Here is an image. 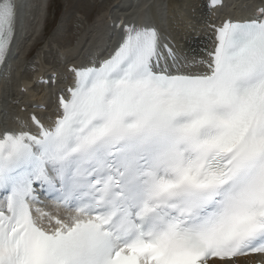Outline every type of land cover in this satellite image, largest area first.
Here are the masks:
<instances>
[{
    "label": "snow or ice",
    "instance_id": "snow-or-ice-1",
    "mask_svg": "<svg viewBox=\"0 0 264 264\" xmlns=\"http://www.w3.org/2000/svg\"><path fill=\"white\" fill-rule=\"evenodd\" d=\"M18 16L17 0H0V65ZM213 27L194 74L158 27L125 26L111 55L71 69L51 126L32 115L36 134L0 133V264L264 253V8ZM37 185L50 205L37 206Z\"/></svg>",
    "mask_w": 264,
    "mask_h": 264
},
{
    "label": "rangeland",
    "instance_id": "rangeland-1",
    "mask_svg": "<svg viewBox=\"0 0 264 264\" xmlns=\"http://www.w3.org/2000/svg\"><path fill=\"white\" fill-rule=\"evenodd\" d=\"M146 1L147 0H141L139 6L133 7L132 9L139 10L143 8L146 5ZM249 1L250 0H236L235 2L245 5L248 4ZM162 2L165 8L164 16L166 19V24L173 28L172 30L175 32L179 42L183 45V47H185V49L190 52L191 50L195 51L197 48L194 46L195 40L193 39H201L204 35L203 25L198 26L196 19V17L198 18L202 14V11L200 10L204 9L203 0H162ZM118 6H120V2L117 0H46V2H44L43 6L41 7L40 13L38 15L39 18H35L31 27L29 26L28 28L24 29L28 30V38L21 42L23 48L19 46V44L16 47V51L18 52L20 60H24L23 57L25 56L26 52L31 48V46H33L36 39H38L43 33V25L46 24L45 21H47V25H49L52 20V25H49L51 28L48 26V29L53 30L54 13L60 12V19L57 24L58 26L54 28L52 33L46 39V42L48 41L49 44L55 42L60 44V46L64 45L67 47V45H69V47H71L75 45V39L78 33L80 34V39L84 40L82 33L78 32V29L81 31L84 28L81 27L84 26V23L82 22L84 20L79 19L78 12H82L86 17L85 32H83V34L85 33L86 39L89 37V34H91V30L93 31V27L96 25L98 26L100 22L103 21V13L107 12L110 7L113 8ZM194 19L196 20L195 22H193ZM44 22L45 24H43ZM35 26H37V29ZM44 46L46 47V45ZM44 46L41 48H44ZM40 49H38L40 54L37 52V55L40 59H42L43 49ZM48 53L47 61L54 62V60H56V53ZM16 60L18 61V59ZM56 62L57 61L54 63L56 64ZM60 63L64 65V63H67V61H60ZM25 66L27 71H34L39 69L40 64H38L36 60L30 62L27 61ZM31 66L33 69H31ZM58 68L61 70V72H63L64 66L63 68ZM25 79L28 81L27 75H25ZM30 90L32 95H35L32 88Z\"/></svg>",
    "mask_w": 264,
    "mask_h": 264
},
{
    "label": "bare ground",
    "instance_id": "bare-ground-1",
    "mask_svg": "<svg viewBox=\"0 0 264 264\" xmlns=\"http://www.w3.org/2000/svg\"><path fill=\"white\" fill-rule=\"evenodd\" d=\"M118 1L121 3V7H113V8L110 7V9L107 12L103 13V17L105 18V20L103 19V21L100 22V24L98 26L96 25L93 27V31H91V34L89 35L88 39L85 40V33H84V34H82L84 37V40L82 39V41L78 42L76 45L71 46V47H69V45H67V47L62 46V49L64 51L67 50V52L70 53V56L68 58H66L67 63H64V65H62V67H61V68H63V66H64L63 72H61V70L59 68L58 69L52 68V69H54L53 71H57L60 75L61 74L67 75L66 67L69 63L78 64V63H85V61H87L88 57L85 58L83 56L85 52L89 53V51L92 49L93 52L94 51L98 52V53L103 52V54H101V55H104L115 45V42H116L119 34L113 36L116 38H113L112 36H110L112 28L109 27V25L106 21V18L108 17V15H111L114 19H116L120 14H125L130 19L131 15H128V14L130 13V11H133L132 8L138 7L139 4L141 3V0H139L138 6H133V4H132L133 0H118ZM150 1L151 0H147L146 5L143 8L136 10V12L139 15L138 16L139 18L145 19V18H147L148 13H150L151 15L152 14L155 15L157 11L159 12V14L164 15V13H165L164 7H163L161 0L157 1V3H159L157 8H152V2L150 3ZM22 2H23V0H21V4H20L21 6L24 3V2L23 3ZM25 2L26 3L24 5V7H21V6L19 7L20 16L18 18V25H20L22 28H23V26H31L32 25V24L28 25L29 17H30L29 14L33 15L36 13L37 14L40 13L39 11L41 10V7L43 6L44 2H46V0H26ZM149 3H150V5H149ZM255 3L256 4L257 3H264V0L256 1ZM160 4H161V6H160ZM250 6L247 9L246 13H251V9L254 6V4L250 5ZM149 8H152V10H149ZM206 10H208L207 5L205 6L204 9L200 10V11H202L201 16L198 18L196 17L198 26L206 25V28H205L206 31L205 32L203 31V34H204L203 37L201 39H193V40H195L194 41L195 44H197L200 47L202 46L203 49L200 52H204L205 46L207 44H209L211 41V34L209 32V26H208L209 23L211 22V20H210V18H207L208 16H207ZM35 18H37V17H35ZM195 21L196 20L194 19L193 22H195ZM45 25H46V27L44 28L43 35L46 36L48 33L47 21H46ZM170 29L173 32V34H175V32L172 30L173 28L170 27ZM196 33H198V32H196ZM200 34H202V33H200ZM193 36H195V35H193ZM78 38H79V36H78ZM42 39H43V37L38 39L36 44L41 43ZM17 40H19V39H17ZM17 40H16V42H17ZM108 40L110 41V43L107 47H105V45L107 44L106 42ZM196 40H198V41H196ZM99 43L101 44V46ZM88 44H91V45L87 46ZM102 46L104 49L102 48ZM28 53L30 55V51L29 52L27 51V54ZM12 62H14V61L12 60ZM200 66H202V65H200ZM25 74H28V73L25 72ZM27 77L30 78L29 75H27ZM22 80H23V85H25L28 82L25 79V76L23 77ZM30 86H31V83H30ZM34 87L35 88H32L34 93H35V90H40V92L42 93L40 95H38V94L33 95V96L39 97L37 101L41 102V100L43 98L45 101L48 100L47 103H50V105H51V99H50V97H48L49 96V94H48L49 87L44 86V85H40V84H36V86H34ZM29 92L32 95L31 90H29Z\"/></svg>",
    "mask_w": 264,
    "mask_h": 264
}]
</instances>
